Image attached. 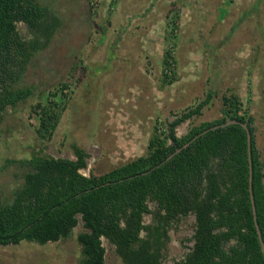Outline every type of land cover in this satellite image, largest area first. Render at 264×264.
<instances>
[{
	"label": "rangeland",
	"instance_id": "374dc122",
	"mask_svg": "<svg viewBox=\"0 0 264 264\" xmlns=\"http://www.w3.org/2000/svg\"><path fill=\"white\" fill-rule=\"evenodd\" d=\"M137 1L129 6L126 0H100L93 13L89 0H40L61 25L27 69L20 70L18 59L12 62L18 85L33 87L34 95L0 115L4 201L22 186L24 164L33 156L76 160L73 146H78L90 156L81 173L100 176L146 155L158 127L167 128L209 92L214 94L211 104L200 117L180 125L178 136L223 118L224 96L237 95L243 110L255 118L264 157V0L256 11L257 0H154L156 12L134 24L129 12L143 13L141 8L153 2ZM18 32L26 42L39 38L22 22ZM114 39L115 58L109 55ZM169 53L173 81L165 76ZM38 104L59 116L51 137L40 134ZM150 208L156 213L155 205ZM144 222L153 225L155 216L146 215ZM194 225L193 216L171 225L162 264H173L191 251ZM83 231L80 222L60 242L0 246V264H80L77 239ZM103 245L106 264H122L107 239Z\"/></svg>",
	"mask_w": 264,
	"mask_h": 264
},
{
	"label": "trees",
	"instance_id": "16d2710c",
	"mask_svg": "<svg viewBox=\"0 0 264 264\" xmlns=\"http://www.w3.org/2000/svg\"><path fill=\"white\" fill-rule=\"evenodd\" d=\"M262 2L254 3L255 11ZM20 22L39 38L23 41ZM60 23L40 0H0V115L34 95L33 87L18 85L13 60L18 59L21 71L27 69ZM171 58L169 53L165 59L169 81L174 78L168 76L173 72ZM213 98L209 92L177 115L166 131L155 133L146 155L100 176L81 173L90 156L78 146H73L76 160L33 156L24 164L23 184L13 198L4 201L0 195V246L60 242L82 222L80 264H106L103 239L116 248L122 264H162L169 228L193 216V247L173 264H264L249 191L248 137L242 127L246 124L252 136L253 192L264 240V157L255 118L244 111L239 96H224L223 118L177 134ZM34 109L42 112L40 134L51 137L59 122L56 111L41 104ZM230 121L237 123L224 126ZM146 215L155 216L153 225L145 224Z\"/></svg>",
	"mask_w": 264,
	"mask_h": 264
},
{
	"label": "water",
	"instance_id": "95a60500",
	"mask_svg": "<svg viewBox=\"0 0 264 264\" xmlns=\"http://www.w3.org/2000/svg\"><path fill=\"white\" fill-rule=\"evenodd\" d=\"M237 123L236 121H230L226 123V125H231ZM242 127L247 131V137H248V154H249V168H250V175H249V191H250V197H251V203H252V209H253V216H254V222L257 230V234L260 240L261 248L264 254V240L262 236V232L260 230V226L258 224V216H257V209L255 204V197L253 192V159H252V136L249 131V128L246 124H242ZM189 144L185 145V148L188 147ZM181 149H179L177 152H180Z\"/></svg>",
	"mask_w": 264,
	"mask_h": 264
},
{
	"label": "crops",
	"instance_id": "0c3cea01",
	"mask_svg": "<svg viewBox=\"0 0 264 264\" xmlns=\"http://www.w3.org/2000/svg\"><path fill=\"white\" fill-rule=\"evenodd\" d=\"M126 2H127V4L130 6L131 4H134V3H138L139 1H137V0H126ZM136 3V4H137ZM158 2L157 1H154L153 0V2H151L148 6H146V7H142L141 8V10H143V8H144V10L142 11L143 13H138V12H129V14L130 13H132L129 17H130V21L129 22H133L134 24H135V21H138L139 19H141V18H143L145 21H144V23L146 22V21H148L149 20V15H150V13H152V12H156L155 11V6H156V4H157ZM146 8V9H145ZM152 9V10H151ZM148 14V16H146L145 14ZM141 17V18H140ZM117 40H115L114 39V42H111V45H115V47L112 49V50H110V53H109V55H111V56H113V58H115L116 57V54L114 53L115 52V50H116V47H117V44L115 43Z\"/></svg>",
	"mask_w": 264,
	"mask_h": 264
},
{
	"label": "built area",
	"instance_id": "2783aa9c",
	"mask_svg": "<svg viewBox=\"0 0 264 264\" xmlns=\"http://www.w3.org/2000/svg\"><path fill=\"white\" fill-rule=\"evenodd\" d=\"M89 3H90V6L92 7V12L95 13L99 8L100 0H89ZM168 73L171 75V72H168ZM158 128H159V132L166 131V128L164 129L162 125H160Z\"/></svg>",
	"mask_w": 264,
	"mask_h": 264
}]
</instances>
